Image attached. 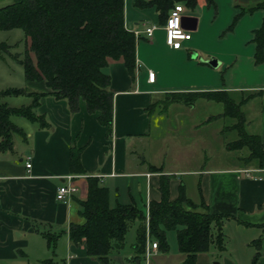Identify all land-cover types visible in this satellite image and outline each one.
<instances>
[{
    "label": "crops",
    "instance_id": "1",
    "mask_svg": "<svg viewBox=\"0 0 264 264\" xmlns=\"http://www.w3.org/2000/svg\"><path fill=\"white\" fill-rule=\"evenodd\" d=\"M261 1L264 0H230L229 4L233 2L242 9ZM260 8H257L259 11L256 14L253 12L257 9L246 12L251 13L252 19L247 31L254 33L262 24L264 4ZM189 14L191 13H188V7L185 6L183 15L190 17L186 22L188 27L185 28L191 32V37L181 40L179 47H172L166 41L165 24L161 22L160 13L155 6L138 7L135 0H125L126 27L132 31H141L137 42L138 65L133 76L127 70L123 58L108 59L105 71L111 76L110 89L114 92V117L110 136L106 127L98 120L99 113L88 111L83 100L80 101L79 110L72 111L67 99H58L53 95L43 96L36 112L46 116L50 122L48 127H41L34 121L21 125L12 118L25 136L14 133L13 147L0 150V254L4 249L14 250L16 246L23 252L21 245L29 246L32 240L42 235L39 230L45 229L60 233L54 249L48 242L47 247L53 250V255L59 254L61 259L56 261L52 256L46 257L50 261L48 264H103L88 255L84 243L72 242L69 234L72 222L84 221L79 213V200L87 197L88 178L97 176L109 188L111 205L136 203L148 214L150 201L161 199V175H166L169 178L172 200L178 197L181 183L188 195L189 176L197 192L196 197L188 195L193 201L198 203L203 199L212 213L228 214L224 221L231 226L236 225L241 232L242 246L247 245L246 251L245 248L242 250L245 256L239 263L238 259L234 261L230 258L237 250L227 248L226 242L224 249L215 246L226 253L224 264H249L256 249L250 242L261 235L264 239V228L260 226L264 224V167H259L255 159L249 158L250 149L241 147L247 148L244 158L248 160L243 164L177 170L167 169L154 158L145 156L144 150L139 152V149L144 148L140 143L152 129L150 111L156 108V97H166L168 92L188 90L225 89L239 98L236 101L253 94L240 107L244 115L243 127L248 133L259 135L264 141V70L251 83L226 86L229 89L218 84L217 80H208L203 74V66H199L197 60L188 58L189 51L192 53L193 49H199L201 45L203 27L198 17ZM148 21H153V24ZM153 25L156 26L153 34L148 36L145 29ZM244 38L243 36L241 40ZM254 50L255 44L253 52ZM186 66L188 78L184 79V76H179ZM149 69L155 73L154 81L148 79ZM181 79L185 81H179ZM28 87L48 90L45 80L28 81ZM26 96L31 101V97ZM28 102L25 104L30 103ZM172 103L174 102H170V105ZM221 104V111L205 114L199 121L192 122L191 126L204 123L209 126L215 119L227 116L224 115V105ZM194 105L195 103L184 106L192 111ZM159 112L164 111L160 109ZM236 124L237 122L229 127L222 121L216 125L215 133L221 135L227 127L237 128ZM229 143L233 141L227 142ZM72 145L83 148L81 160L85 173L75 174L70 171ZM228 148L233 147L229 145ZM193 158L194 156H188V160ZM29 160L31 167L27 166ZM153 166L160 169H154ZM69 176L77 190L67 200H58L57 189L68 182ZM134 242L135 236L130 246L125 245L112 252L109 256L110 264H145L142 256L134 259ZM211 246L208 251L198 254L196 264H212L214 254ZM262 263L264 264V257ZM151 264H184V255L170 246L166 251L159 249L152 256Z\"/></svg>",
    "mask_w": 264,
    "mask_h": 264
},
{
    "label": "trees",
    "instance_id": "2",
    "mask_svg": "<svg viewBox=\"0 0 264 264\" xmlns=\"http://www.w3.org/2000/svg\"><path fill=\"white\" fill-rule=\"evenodd\" d=\"M177 2H183L191 9L198 4V0H135L138 7L155 6L164 24ZM206 2L215 4V0ZM262 4L264 1L242 8L238 15L254 11ZM13 28L24 30L29 39V48L36 57L34 60L27 48L24 56L19 58L25 80H45L48 90H34L26 86L0 89V150L13 147L14 133H24L12 120L14 115L38 122L41 127L50 125L44 114L36 112L40 99L45 95L67 99L72 111H78L80 101H85L88 111L99 113L98 120L110 136L113 128L114 92L110 89L111 76L105 71L108 59L123 58L127 70L133 76L137 68L138 36L125 25V0H12L0 6V29ZM253 41L255 59L258 63L262 62L264 19L254 30ZM4 44L2 42L1 45ZM23 94L31 97L29 104L13 106L1 100L5 95ZM252 96L249 94L236 101L228 90L207 89L168 92L166 100L193 104L197 99L204 98L223 103L224 115L238 117L242 122L235 125L239 137L228 145L233 148L248 147L251 151L249 158L255 159L259 167H264V141L243 127L244 115L240 107ZM82 150V147L71 146L72 173H85L81 160ZM153 168L160 169L156 166ZM160 190L161 199L150 201L147 216L145 210L136 203L111 205L109 188L97 176H90L87 197L79 200V213L84 221L71 223V241L84 243L88 255L103 264H110V254L125 246L127 233L134 224H137L134 259L143 255L147 231L151 238L159 242V249L166 251L169 248L167 231L176 230L184 264H196L198 254L208 251L212 243L224 249L225 234L222 226L228 214L212 213L203 199L198 203L193 201L182 183L178 197L172 200L166 175H161ZM260 226L264 228V224ZM39 232L54 249L60 233L45 229ZM262 239L263 235L251 242L257 248L252 264L260 254Z\"/></svg>",
    "mask_w": 264,
    "mask_h": 264
},
{
    "label": "rangeland",
    "instance_id": "3",
    "mask_svg": "<svg viewBox=\"0 0 264 264\" xmlns=\"http://www.w3.org/2000/svg\"><path fill=\"white\" fill-rule=\"evenodd\" d=\"M11 1L0 0V6ZM229 1L215 0V4H208L206 0H198V4L194 9L188 8V13H191L189 15L198 17L203 26L201 45L199 49H193L194 52L191 53L189 51L190 56L188 55V58L192 61L197 60L199 66H203V74L209 78L208 80H217V83L224 86V88H227L226 86L228 85L241 86L249 84L258 77L259 72L264 70V61L258 63L255 59V50L253 52V44L255 42L253 41V35L251 36L252 31H247L249 23L252 21L251 13L238 15L241 7L236 6L233 2L229 4ZM258 11L257 9L253 13L256 14ZM236 16H238V19L234 21ZM149 24H153V21L149 22ZM246 35H249V37ZM243 36L245 38L241 40ZM28 40L22 28L0 29V89L28 87V81L24 77L23 66L19 62V58L24 56L27 48L32 58L34 60L36 58L35 53L29 48ZM2 42L5 43L4 46L1 45ZM210 59H215L218 64L215 66L205 61ZM182 76H184V79L188 78V66L184 68L182 75L179 77ZM179 81L185 80L181 79ZM234 98L235 100L239 99L237 96ZM1 100L13 106H20L28 101L31 102L24 94L5 95ZM194 103L195 107L193 110L188 111L182 102H174L170 105L165 95L156 97V108L150 111L152 129L150 134L144 137L140 143L144 148L139 149V152L144 150L143 154L145 156L154 158L157 163H162L167 169L173 170L222 167L246 163L248 159L244 158V155H246L244 152L247 148H228L227 142L235 141L239 137L237 128L227 127L221 135L215 133L217 130L216 125L218 126L222 121L231 127L236 122L242 124L239 120L240 118L237 117V120L233 116L219 117L212 121L213 123L209 126L204 123L193 127L191 126L192 122L199 121L205 114L218 113L221 111L220 107L222 106L219 102L204 98H199ZM166 105L167 108L165 107ZM160 109H163L164 112H159ZM12 118L21 125H26L30 122L29 119L22 116L14 115ZM206 154L208 155L207 157ZM188 156L197 158L188 160ZM188 195L197 196L196 188L189 176ZM136 225H132L127 233L125 243L127 246H130L131 241L134 239ZM234 226L227 224L225 220L222 229L225 234L227 248H232L234 251L237 250V253H234V256L230 258L234 261L238 259L240 263L245 256L242 250L245 248L244 251H246L247 245L242 246L241 232L238 231L236 225ZM167 232L169 247L171 246L173 250H179L176 230ZM15 234L17 236V232ZM18 237H14L15 240H19ZM250 244L254 245L251 242ZM17 247L14 250L12 248L4 249L0 254V264H48L50 261L46 257L52 256L56 261L61 259L59 254L53 255V248L48 249L47 239L42 235L37 236L36 240H32L29 246L21 245L23 252ZM256 250L257 248L254 249L249 264H252ZM211 252L214 254L212 256V264H219V261L224 264L226 253L217 249L215 244H212ZM263 257L264 242L260 248V254L253 264H263ZM45 260L47 261L45 262Z\"/></svg>",
    "mask_w": 264,
    "mask_h": 264
},
{
    "label": "built area",
    "instance_id": "4",
    "mask_svg": "<svg viewBox=\"0 0 264 264\" xmlns=\"http://www.w3.org/2000/svg\"><path fill=\"white\" fill-rule=\"evenodd\" d=\"M185 10V5L182 2L175 4L174 7L170 10L167 20L165 23L166 31V41L172 47H179L181 40L189 39L191 37V32L182 25L183 11ZM155 25L149 26L145 29V32L148 36L153 34ZM136 36L141 34L140 30H134ZM138 65V64H137ZM148 79L154 81L155 73L153 70H148ZM31 161H27V166L31 167ZM77 190L76 185L72 182V177H68V182L61 184L56 193L58 200H67L72 196V194ZM149 216V213L147 214ZM148 220V218H147ZM148 224V222H147ZM148 227V226H147ZM159 251V242L150 237L149 232L147 231L145 249L143 252V259L145 264H151L152 256Z\"/></svg>",
    "mask_w": 264,
    "mask_h": 264
},
{
    "label": "water",
    "instance_id": "5",
    "mask_svg": "<svg viewBox=\"0 0 264 264\" xmlns=\"http://www.w3.org/2000/svg\"><path fill=\"white\" fill-rule=\"evenodd\" d=\"M188 19H190V17L189 16H185V15H183V17H182V25L184 26V27H188L187 26V20ZM205 61H207L208 63H211L212 65H217L218 64V61H216L215 59H210V60H205ZM217 264V263H216Z\"/></svg>",
    "mask_w": 264,
    "mask_h": 264
}]
</instances>
